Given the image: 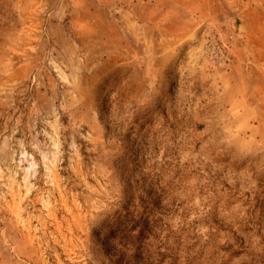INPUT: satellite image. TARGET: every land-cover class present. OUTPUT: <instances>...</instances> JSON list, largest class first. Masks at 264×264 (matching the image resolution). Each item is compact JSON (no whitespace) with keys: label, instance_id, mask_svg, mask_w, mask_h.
Wrapping results in <instances>:
<instances>
[{"label":"rangeland","instance_id":"1","mask_svg":"<svg viewBox=\"0 0 264 264\" xmlns=\"http://www.w3.org/2000/svg\"><path fill=\"white\" fill-rule=\"evenodd\" d=\"M129 1H0V264H110L122 202L162 188L178 227L264 183V53L233 9ZM245 237L233 264L264 256Z\"/></svg>","mask_w":264,"mask_h":264},{"label":"trees","instance_id":"2","mask_svg":"<svg viewBox=\"0 0 264 264\" xmlns=\"http://www.w3.org/2000/svg\"><path fill=\"white\" fill-rule=\"evenodd\" d=\"M165 194L164 189L156 187L136 203L119 205L105 244L110 264H233L249 249L245 236L259 235L264 240V183L244 193L229 191L222 204L209 207L200 219H183L178 227L171 224L170 214H184V202L172 201L163 197ZM231 199L243 210L235 220L223 215ZM249 264H264V256L252 258Z\"/></svg>","mask_w":264,"mask_h":264},{"label":"crops","instance_id":"3","mask_svg":"<svg viewBox=\"0 0 264 264\" xmlns=\"http://www.w3.org/2000/svg\"><path fill=\"white\" fill-rule=\"evenodd\" d=\"M98 1L100 4L103 3L101 0ZM124 1L128 2L129 0ZM105 2L116 3L117 0H105ZM129 2H131V0ZM226 2H231L228 8L226 6ZM214 4L212 6V4L209 3L211 6V14L212 11L213 14L218 12L227 13L229 9H233V18L240 20L241 26H243V28L246 30V36H253L252 39L250 38L252 41L250 42V45L255 48L256 52L258 50L260 53H264L263 48H261V46H257L256 42V39L259 41L264 38V0H223V2L218 1L217 4ZM83 29L81 27L82 31H84ZM65 40L67 41V45L65 44L64 50L71 47V44H69L70 40L67 38H65ZM254 59H256L255 56Z\"/></svg>","mask_w":264,"mask_h":264}]
</instances>
